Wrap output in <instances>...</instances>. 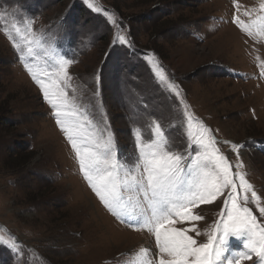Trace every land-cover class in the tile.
I'll return each instance as SVG.
<instances>
[{
	"label": "rangeland",
	"instance_id": "rangeland-1",
	"mask_svg": "<svg viewBox=\"0 0 264 264\" xmlns=\"http://www.w3.org/2000/svg\"><path fill=\"white\" fill-rule=\"evenodd\" d=\"M92 2L101 11L85 0H0V12L6 13L0 21V236L18 244L13 252L0 243V264H136L141 248L156 264L159 255L154 236L127 216H113L81 173L54 110L25 67L47 79L43 73L53 71L54 61L44 49L73 61L65 91L93 124L106 129L105 137L111 133L122 175L139 155L135 130L150 142L156 138L153 121L171 151L192 152L187 112L194 131L197 121L209 128L233 174L242 173L252 185L259 201L248 192L245 206L264 225L258 211L264 207V36L255 30L249 36L233 22L237 15L245 23L259 15L244 13L258 9L260 0H236L239 10L233 0ZM27 19L43 48L36 49L38 58L22 61L4 28L19 42L10 25L16 20L23 29ZM117 34L128 43H114ZM153 63L179 95L159 81ZM232 144L240 147L233 150ZM14 166L21 167L9 172ZM224 192L193 209L203 219L175 226H195L200 235L189 234L206 243L227 211L230 189ZM244 241L230 237L225 260L246 251ZM242 264L259 261L253 254Z\"/></svg>",
	"mask_w": 264,
	"mask_h": 264
},
{
	"label": "snow or ice",
	"instance_id": "snow-or-ice-1",
	"mask_svg": "<svg viewBox=\"0 0 264 264\" xmlns=\"http://www.w3.org/2000/svg\"><path fill=\"white\" fill-rule=\"evenodd\" d=\"M85 2L92 10L101 11L92 0ZM233 3L239 10L236 0ZM256 11L260 14L249 23L241 20L239 15L233 18V22L249 36L254 34V30L255 34L264 36V0H260L258 9L245 11L244 15L251 17ZM5 16V12H0V21H4ZM17 23L14 20L10 28L20 38L19 42L13 38L8 27L4 28L5 34L13 41L22 61L26 57L38 58L36 49L43 48V45L41 37L33 31L32 20H25L23 29ZM117 42L128 43L119 34L114 38V43ZM44 55L54 61L53 71L43 73L47 79H42L27 63L25 67L54 110L56 123L74 150L81 173L113 216L118 219L127 216L136 227L145 229L154 236L159 250L156 264H242L243 260L251 259L253 254L258 258L259 264H264V225L258 222L253 210L245 206L249 202L248 192H251L253 202L259 201V197L242 173L233 174L232 165L216 147L218 142L209 128L197 121L194 131L193 117L185 112L188 120V147L192 149L187 155L170 150L169 140L159 123L153 121L152 133L156 138L150 142H144L140 130L136 129L135 146L139 155L133 168L125 170L122 175L124 165L116 158L111 133L105 137L103 131L106 129L93 124L65 91V88L71 87V76L67 69L73 61L54 55L48 49H44ZM153 68L159 81L179 95L177 86L168 83L163 69L158 68L155 63ZM261 75H264V70ZM231 147L236 150L240 146L232 144ZM236 167L242 165L238 164ZM237 179L244 193L242 197L237 192ZM225 189H230L224 201L227 211L221 212L222 219L207 233L206 243H198L189 234L200 235L195 226H175L177 223L203 219L202 216L195 215L193 209L214 202L225 195ZM128 192L135 195L126 199L125 193ZM241 199L243 203L240 202ZM258 211L264 216V207H258ZM230 237H244L243 248L246 251L225 260ZM0 243L7 245L13 252L18 249L15 238L11 236L7 239L0 236ZM148 252L147 248H141L136 254V264H153Z\"/></svg>",
	"mask_w": 264,
	"mask_h": 264
},
{
	"label": "trees",
	"instance_id": "trees-1",
	"mask_svg": "<svg viewBox=\"0 0 264 264\" xmlns=\"http://www.w3.org/2000/svg\"><path fill=\"white\" fill-rule=\"evenodd\" d=\"M83 12H84V10H83ZM13 125H14V124H13ZM12 128H13V126H12ZM19 167H21V166L10 167L11 169H9L8 171H9V172H13V170H15V169H19Z\"/></svg>",
	"mask_w": 264,
	"mask_h": 264
},
{
	"label": "bare ground",
	"instance_id": "bare-ground-1",
	"mask_svg": "<svg viewBox=\"0 0 264 264\" xmlns=\"http://www.w3.org/2000/svg\"><path fill=\"white\" fill-rule=\"evenodd\" d=\"M82 183V182H81ZM82 187V186H81ZM84 191V190H83ZM87 196V195H86ZM85 197V196H84ZM90 199H91V197H90ZM100 209L112 220V222H113V219L100 207ZM104 216V215H103ZM109 218H108V220H109ZM110 220V221H111ZM114 223V222H113ZM115 228H116V226H115Z\"/></svg>",
	"mask_w": 264,
	"mask_h": 264
}]
</instances>
